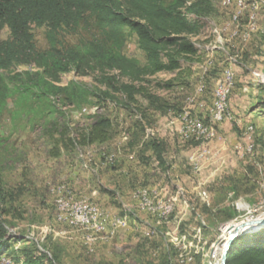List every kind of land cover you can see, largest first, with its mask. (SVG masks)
Listing matches in <instances>:
<instances>
[{
  "label": "rangeland",
  "instance_id": "374dc122",
  "mask_svg": "<svg viewBox=\"0 0 264 264\" xmlns=\"http://www.w3.org/2000/svg\"><path fill=\"white\" fill-rule=\"evenodd\" d=\"M210 1L214 13L201 19L203 32L193 39L198 56L183 65L188 72L169 90L155 83L175 79L172 74L157 75L147 85L170 108L166 114L145 110L146 131L135 128L131 109L112 103L78 108L51 98L54 109L44 111L33 97L26 104L18 96L7 101L0 114V189L5 194L0 215L8 236L33 242L39 252L56 255L60 264H137L162 258L170 264H210L234 227L254 223L243 236L264 230V0H229L226 8L221 4L228 0ZM239 6L243 11L238 16ZM32 33L37 47L47 48L45 29L33 28ZM7 38L5 29L0 40ZM77 39L62 38L69 43ZM125 53L145 62L135 37ZM32 72L22 66L6 76L20 75L24 84ZM72 81L98 87L93 76L73 72L63 75L60 85ZM220 88L226 90L223 115L228 119L215 122ZM139 103L141 110L150 105L142 97ZM96 115L112 123L113 138L104 145L66 149L55 142L60 132L49 136L55 124L59 131L68 127L66 141L76 140ZM195 122L206 132L182 138L180 129ZM152 143L163 147L162 165ZM106 156L113 157L111 164ZM62 202L69 203L63 211ZM80 204L97 211L99 228L75 222L71 206ZM9 259L2 264H14Z\"/></svg>",
  "mask_w": 264,
  "mask_h": 264
},
{
  "label": "trees",
  "instance_id": "16d2710c",
  "mask_svg": "<svg viewBox=\"0 0 264 264\" xmlns=\"http://www.w3.org/2000/svg\"><path fill=\"white\" fill-rule=\"evenodd\" d=\"M213 13L210 0H0V34L8 30V38L0 40V114L7 101L17 96L20 104L33 97L34 104L44 111L54 109L51 98H60L63 105L78 108L112 103L131 109L135 128L146 131L145 110L166 114L170 108L166 101L151 95L147 85L153 84L151 80L157 75L172 74L175 79L155 83L157 88L169 90L175 80L188 72L183 65L193 63L198 56L193 39L203 32L201 19ZM33 28L45 29L47 48L37 47ZM63 36L78 39L69 43L62 40ZM262 36L264 39V31ZM134 37L145 56L143 64L125 53L127 43ZM261 65L264 74V52ZM22 66L34 70L28 73L24 84L20 75L7 78L13 68ZM72 72L77 77L93 76L98 87L74 81L61 86V77ZM260 87L264 94V87ZM140 97L150 101L149 107L141 110ZM53 128L49 136L53 138L60 132V139L55 142L63 143L66 149L100 146L113 138L111 121L99 115L92 118L76 140L66 141L68 127L59 131L54 124ZM151 148L162 165L163 147L152 143ZM4 195L0 189V204ZM1 217L0 264L9 259L6 254L14 264H60L56 255L39 252L33 242L8 236ZM233 218L234 214L227 216ZM24 242L27 245L16 248ZM137 264L170 263L162 258ZM226 264H264V230L233 241Z\"/></svg>",
  "mask_w": 264,
  "mask_h": 264
},
{
  "label": "bare ground",
  "instance_id": "6f19581e",
  "mask_svg": "<svg viewBox=\"0 0 264 264\" xmlns=\"http://www.w3.org/2000/svg\"><path fill=\"white\" fill-rule=\"evenodd\" d=\"M251 31H253V27H251L250 29ZM233 78V77H232ZM224 78H222L223 80ZM225 80L227 82H229L231 80V76L229 74L226 75V78ZM223 82V81H222ZM219 88V87H218ZM229 92V91H228ZM215 95V94H214ZM225 107H226V90H224L223 88H220L218 93H217V103H216V109H215V114L213 116V121L215 122H219L222 120V117L224 116L223 115V112L225 110ZM226 114V113H225ZM184 116V115H183ZM187 117V116H186ZM191 121V120H190ZM182 123V122H181ZM191 123V122H190ZM214 123V122H213ZM188 124V123H187ZM206 127L200 125L198 122H195L193 124H191L187 129H184V128H181L180 131H179V134L181 135L182 138L184 139H187L189 138L190 136H194L196 138H199L202 136L203 133L206 132ZM106 160L108 161H112L113 157L112 156H106L105 158ZM63 192V189L62 188H59L58 189V193L61 194ZM139 194V193H138ZM141 194V193H140ZM149 194V193H147ZM140 196V195H139ZM147 197V196H146ZM145 198V197H144ZM149 201V200H148ZM75 202V201H74ZM90 202V201H88ZM152 202V201H151ZM143 203V202H142ZM67 202H62V205H60V209L63 211L66 207H67ZM65 205V206H64ZM163 205V204H162ZM77 206H80V213L81 214H88L89 212V207H93L92 205H87V204H80V205H77ZM76 205H73L71 206L72 209H75L77 207ZM149 206V205H148ZM156 206V205H155ZM151 208V207H150ZM161 208L164 209V211L166 210V213H169L171 212V207H165L162 206ZM100 211V209H99ZM162 211V210H161ZM159 211V212H161ZM59 212V211H58ZM61 212V211H60ZM66 212V211H65ZM64 212V213H65ZM71 212V210H70ZM69 212V213H70ZM158 213V211H156ZM155 212V213H156ZM68 213V212H67ZM156 213V214H157ZM93 214H94V219H91V218H80L78 217L77 213L73 211V219L75 220V222L82 226L83 228H90L91 226H94V228H99L98 223H96L97 219H98V214H97V211L93 208ZM153 214V213H152ZM161 214V213H159ZM61 215V214H60ZM63 215V214H62ZM105 215V214H104ZM170 215V214H169ZM160 217V216H159ZM168 217V216H167ZM65 218V217H64ZM103 218V217H102ZM68 219V218H67ZM115 219V218H114ZM58 220H62V217L61 216H58ZM69 220V219H68ZM100 220V219H99ZM119 220V219H118ZM71 221V220H70ZM102 221V220H101ZM65 222V221H64ZM67 222V221H66ZM70 223V222H69ZM114 223L116 224H121L120 221H115ZM112 224V223H111ZM74 225V224H73ZM102 225V224H100ZM75 227V226H74ZM120 227V226H119ZM118 227V228H119ZM92 229V228H91ZM85 230V229H84ZM89 231V230H88ZM98 231V230H97ZM4 261V260H3Z\"/></svg>",
  "mask_w": 264,
  "mask_h": 264
},
{
  "label": "water",
  "instance_id": "95a60500",
  "mask_svg": "<svg viewBox=\"0 0 264 264\" xmlns=\"http://www.w3.org/2000/svg\"><path fill=\"white\" fill-rule=\"evenodd\" d=\"M253 226H254V223L246 222L245 224L244 223L241 224L239 227H234L230 231V233L228 235L229 236L228 241L225 243L224 248L222 249L220 264H226L228 252H229L230 246L233 243V241H235L239 237H242L244 235V233L246 232V230H249ZM252 233H254V232L248 233L247 235L252 234Z\"/></svg>",
  "mask_w": 264,
  "mask_h": 264
},
{
  "label": "built area",
  "instance_id": "2783aa9c",
  "mask_svg": "<svg viewBox=\"0 0 264 264\" xmlns=\"http://www.w3.org/2000/svg\"><path fill=\"white\" fill-rule=\"evenodd\" d=\"M230 1L228 0L227 1V4H221L224 8H226V6L228 5V3H229ZM240 9H243V7L242 6H239V9H238V16H239V14H240V12L241 11H243V10H240ZM189 112L187 111L186 113H185V115L186 114H188ZM184 115V116H185ZM223 119L224 120H227L228 118H225V116H223ZM112 162H110V164H111ZM90 167V166H89ZM62 197H63V195H62ZM167 205H173V203H169V204H167ZM65 206V205H64ZM73 211L74 212H76L77 213V215H78V217H80V218H82V219H84V218H91V219H94V214H93V207H89V212H88V214H81L80 213V206H77L75 209H73ZM94 226H91V228H93ZM224 248V246L222 247V249ZM221 249V250H222ZM221 250L219 251V253L216 255V253H214V256L211 258V261H210V264H219V256H220V252H221Z\"/></svg>",
  "mask_w": 264,
  "mask_h": 264
}]
</instances>
